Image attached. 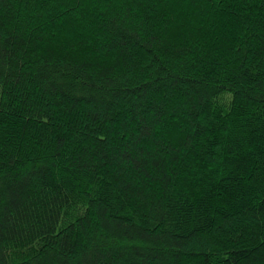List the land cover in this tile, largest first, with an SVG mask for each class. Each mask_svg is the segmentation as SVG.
Here are the masks:
<instances>
[{
  "label": "trees",
  "instance_id": "obj_1",
  "mask_svg": "<svg viewBox=\"0 0 264 264\" xmlns=\"http://www.w3.org/2000/svg\"><path fill=\"white\" fill-rule=\"evenodd\" d=\"M0 264H264V0H0Z\"/></svg>",
  "mask_w": 264,
  "mask_h": 264
}]
</instances>
